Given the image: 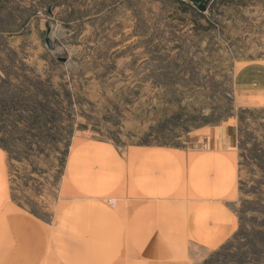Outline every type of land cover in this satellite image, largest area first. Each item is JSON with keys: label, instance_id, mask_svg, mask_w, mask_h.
Instances as JSON below:
<instances>
[{"label": "rangeland", "instance_id": "1", "mask_svg": "<svg viewBox=\"0 0 264 264\" xmlns=\"http://www.w3.org/2000/svg\"><path fill=\"white\" fill-rule=\"evenodd\" d=\"M158 1L77 0L47 16L43 4L30 11L28 1L10 0L1 11L5 19L13 7L21 15L0 22L9 197L49 218L67 194L66 164L77 144L182 147L193 134L230 125L237 181L227 205L235 229L218 244L192 246L193 264H264V105L239 103L234 83L242 65L264 62V0H211L199 19L208 29L178 33L180 21L165 16L171 3L160 16Z\"/></svg>", "mask_w": 264, "mask_h": 264}, {"label": "crops", "instance_id": "2", "mask_svg": "<svg viewBox=\"0 0 264 264\" xmlns=\"http://www.w3.org/2000/svg\"><path fill=\"white\" fill-rule=\"evenodd\" d=\"M174 15L172 22L190 16ZM193 27L188 20L175 30ZM234 79L239 103L264 105V62L242 65ZM235 140L230 125L193 134L182 147L121 150L85 140L68 157L67 194L49 218L10 199L0 147V264H193L192 246L218 244L235 229L227 205L237 181Z\"/></svg>", "mask_w": 264, "mask_h": 264}, {"label": "trees", "instance_id": "3", "mask_svg": "<svg viewBox=\"0 0 264 264\" xmlns=\"http://www.w3.org/2000/svg\"><path fill=\"white\" fill-rule=\"evenodd\" d=\"M22 2H27L28 1V4L29 6H27L26 8H24V10H30V11H33L35 10L36 8H38L39 6H41L42 4L44 5V14L47 15V16H51L52 14V8L54 6H60V5H66V4H70L72 2V4L74 5L75 2L77 0H21ZM61 1V2H60ZM128 4H130V6H132L134 3H133V0H125ZM172 2H178L180 4L179 7H174L172 9L171 12H169V17L171 19H173L175 17L174 14H176V12H180V13H185V12H188L190 14V21L193 23L194 27H193V30H206L208 29L207 26H203V24H201L199 22V19L203 18V14L200 13L198 10H196V7L194 6L191 7L187 2L185 1H181V0H170ZM10 3V0H0V13L1 11L5 10L6 8L8 9V4ZM21 8V7H20ZM10 9V8H9ZM168 9H171L170 8V3H169V6H168ZM17 11L16 7H13L11 8L10 10H8L6 13H5V18H3V16H0V22L2 21H7L8 23H14L15 21H19L21 19V15L19 14H15L14 12ZM138 12L139 11H134V14L139 16L138 15ZM24 13V12H23ZM24 15H22L23 17ZM71 19L72 18V14L71 12L67 14L66 18ZM133 16V15H132ZM26 17L25 19L28 20L29 16H24ZM176 19H178L180 21V23H183L185 24L186 23V19L185 17L183 16H176ZM25 20V21H27ZM17 21V22H18ZM24 21V22H25ZM69 23V22H68ZM176 29H179V28H176ZM174 32H175V29H174ZM4 33V30L0 29V39L2 38V35ZM176 33V32H175ZM177 47V46H176ZM12 62V61H11ZM12 67V66H11Z\"/></svg>", "mask_w": 264, "mask_h": 264}, {"label": "water", "instance_id": "4", "mask_svg": "<svg viewBox=\"0 0 264 264\" xmlns=\"http://www.w3.org/2000/svg\"><path fill=\"white\" fill-rule=\"evenodd\" d=\"M191 2L198 10L205 11L207 9L208 3L211 0H187ZM45 42L48 44L49 48H52L51 41L49 38H45Z\"/></svg>", "mask_w": 264, "mask_h": 264}]
</instances>
